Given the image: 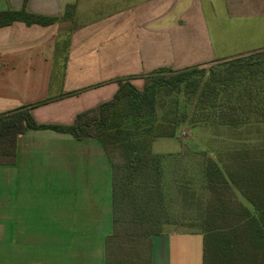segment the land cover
<instances>
[{"label":"crops","instance_id":"obj_1","mask_svg":"<svg viewBox=\"0 0 264 264\" xmlns=\"http://www.w3.org/2000/svg\"><path fill=\"white\" fill-rule=\"evenodd\" d=\"M67 5H75L72 20L61 19ZM23 9L59 20L0 28V114L50 99L30 110L38 124H73L111 101L120 78L142 90L143 77L157 69L264 50L253 33L236 50L224 42V21L262 20V0H0V12ZM218 128L228 135L223 149L237 144L232 130ZM233 195L254 211L238 190ZM112 232V166L102 144L51 129L19 135L14 164H0V264H105ZM203 262L201 233L152 237L151 264Z\"/></svg>","mask_w":264,"mask_h":264},{"label":"trees","instance_id":"obj_2","mask_svg":"<svg viewBox=\"0 0 264 264\" xmlns=\"http://www.w3.org/2000/svg\"><path fill=\"white\" fill-rule=\"evenodd\" d=\"M74 12L67 5L61 19L72 20ZM58 20L24 9L0 12V28ZM61 48H69L68 39ZM206 65L157 69L143 77L142 90L120 78L111 101L79 113L71 125L35 122L30 110L50 99L2 113L0 164H14L17 138L27 130L98 140L112 166L113 232L105 238V264H151L152 237L173 224L160 183L167 156L154 154L153 142L175 138L183 125L227 126L237 144L219 151L217 160L206 152L190 156L197 174L175 187L179 209L189 213L181 226L203 235V264H264V50L214 64L210 72ZM235 190L254 211L237 202Z\"/></svg>","mask_w":264,"mask_h":264},{"label":"rangeland","instance_id":"obj_3","mask_svg":"<svg viewBox=\"0 0 264 264\" xmlns=\"http://www.w3.org/2000/svg\"><path fill=\"white\" fill-rule=\"evenodd\" d=\"M262 4L264 9V0H262ZM234 17L236 18H233V20L224 21L227 24L225 27L226 33L224 42L230 46L231 50H236L241 47L251 33L253 34L249 39H255L260 36V41L255 45L264 43V17L259 21L253 20L257 25L250 19L245 21L238 16ZM244 22H246L248 26H245ZM241 24H244L245 27L241 28ZM254 25L257 26V29L254 28ZM257 30L260 31L261 34ZM213 66L214 64H207L205 66L207 72L214 69ZM176 96L175 93H172L169 97ZM182 96L183 94L179 95L181 101L185 99ZM161 98L162 97L159 98L160 102L163 101ZM183 106L182 104V107ZM226 136H228L227 132L222 128H215L207 124H199L196 128L189 126L180 128L175 138H158L153 142V153L167 156L160 162V168L162 170L160 183L163 185L164 190L165 211L168 214V218L172 221L171 223H173L165 227L166 231L189 230L187 227L184 229L181 226L182 222H185L186 217L189 216V213H184L186 217L183 218L184 215L182 210L181 208L179 209V205L174 199V190L178 184H191V176L197 174V169L191 165L192 160L190 156H199L197 153L206 152L207 155L214 158V149L217 150V153L223 150V140ZM186 155H189L188 159L185 158ZM180 161H184L183 164H179Z\"/></svg>","mask_w":264,"mask_h":264}]
</instances>
